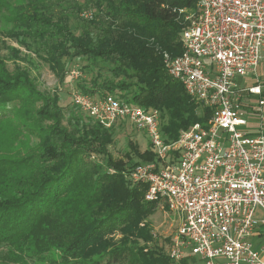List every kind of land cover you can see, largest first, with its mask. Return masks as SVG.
<instances>
[{
  "label": "trees",
  "instance_id": "trees-1",
  "mask_svg": "<svg viewBox=\"0 0 264 264\" xmlns=\"http://www.w3.org/2000/svg\"><path fill=\"white\" fill-rule=\"evenodd\" d=\"M195 7L196 0H0V21L3 38L46 64L59 84L65 60L84 59L92 74L81 94L158 110L170 143L209 117L162 62L163 53L182 51L178 10ZM0 114V264L44 254L56 264H175L147 247L158 202L145 200V184L127 180L135 166L157 162L150 149L113 159L110 130L66 117L58 96L39 91L26 70L9 72L1 58ZM21 129L36 136L35 147L17 146Z\"/></svg>",
  "mask_w": 264,
  "mask_h": 264
},
{
  "label": "built area",
  "instance_id": "built-area-1",
  "mask_svg": "<svg viewBox=\"0 0 264 264\" xmlns=\"http://www.w3.org/2000/svg\"><path fill=\"white\" fill-rule=\"evenodd\" d=\"M185 22L181 53H163L162 62L167 75L208 110L205 126L194 124L166 143L156 109L110 94L75 92L72 103L105 129L127 121L147 136L157 162L137 165L127 177L147 186L146 201L161 202L177 217L168 252L173 263L264 264V130L248 133L240 104L242 93L260 94L242 80L255 76L264 57V0H196ZM79 73L73 68L69 76Z\"/></svg>",
  "mask_w": 264,
  "mask_h": 264
},
{
  "label": "rangeland",
  "instance_id": "rangeland-1",
  "mask_svg": "<svg viewBox=\"0 0 264 264\" xmlns=\"http://www.w3.org/2000/svg\"><path fill=\"white\" fill-rule=\"evenodd\" d=\"M186 10L187 11H185V14H183L181 18L182 28L187 24V22H185V18L194 11V9ZM84 11H89L92 13L91 9ZM6 28L7 26L3 25V23L0 21V58L4 61L6 69L9 72H13L16 68L26 70L39 91L59 97V105L64 109L66 117H68L70 114H78L81 117H84L86 120L92 121L85 114L79 111L72 103V94L75 92L80 93L79 86H89V80L92 73L87 71L89 69L86 67V61L84 59L65 60V79L63 84H59L46 64L37 59L33 54L26 52L22 47L18 46L15 41L3 38L2 32ZM73 68H76L80 72L79 77L76 79L69 76V72ZM100 71L104 78H109L110 75L106 69L101 67ZM254 77L242 80V85L244 87L250 86V84H252V82L255 80ZM248 94L249 93L247 92L242 93V98L240 101L241 109L243 112H247L251 118H255L254 114H256V112L253 108L257 105V100L249 97ZM8 111H10L8 117L12 118L13 110L9 109ZM107 130H110L112 134V143L108 147V152L115 160L125 161L128 154L133 150L143 152L146 148L150 149L147 136L144 133L134 129L127 121L118 123L114 125V127H111ZM21 131L24 133V135L20 137V141L17 146L26 144L25 146L32 148L35 147L38 142L36 136L28 135L27 130L21 129ZM90 160L99 161V158L93 155V158H90ZM108 172L114 173L112 169H108ZM127 180H129L131 183H134L131 181V179H129V177H127ZM147 223L150 226L152 237L154 239V242L149 243L147 247L156 249L160 253L168 256V252L171 250L172 237L175 235L179 224L177 217L170 213L164 204L158 202L156 213L147 220ZM140 245H142V242H140ZM52 257L54 256L51 254H44L42 257H33L31 259H27V263L56 264L51 263L50 260ZM176 264H199V262H193L187 259L185 263L181 261Z\"/></svg>",
  "mask_w": 264,
  "mask_h": 264
},
{
  "label": "crops",
  "instance_id": "crops-1",
  "mask_svg": "<svg viewBox=\"0 0 264 264\" xmlns=\"http://www.w3.org/2000/svg\"><path fill=\"white\" fill-rule=\"evenodd\" d=\"M254 77V76H253ZM251 77V78H253ZM255 80L252 82V84H250V86L248 87H252V86H258L260 88V94L258 96L256 95H250L248 94L249 97L257 100V107L255 106L253 109L256 112V114H254L255 118H251L247 112H244L245 117L247 119V127L246 130L248 131V133L252 132H256L259 129H263L264 130V57L262 58V60L260 61L256 74H255ZM247 79V78H246ZM262 100L263 101V105L259 106L258 102ZM254 243H257L260 241V237H255L253 239Z\"/></svg>",
  "mask_w": 264,
  "mask_h": 264
}]
</instances>
